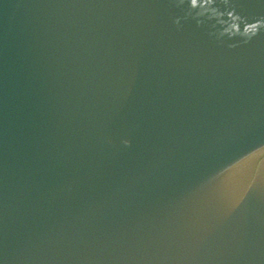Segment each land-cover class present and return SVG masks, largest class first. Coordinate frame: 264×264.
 <instances>
[{"label":"water","instance_id":"95a60500","mask_svg":"<svg viewBox=\"0 0 264 264\" xmlns=\"http://www.w3.org/2000/svg\"><path fill=\"white\" fill-rule=\"evenodd\" d=\"M213 6L0 0V264H264V0Z\"/></svg>","mask_w":264,"mask_h":264},{"label":"clouds","instance_id":"9594fccd","mask_svg":"<svg viewBox=\"0 0 264 264\" xmlns=\"http://www.w3.org/2000/svg\"><path fill=\"white\" fill-rule=\"evenodd\" d=\"M183 2H184V0H181V3H183ZM225 2H227V0H225ZM197 3H198V0H190V9L198 10L196 12L197 16H203L205 14H210L211 17L220 18V17H223L225 15V13L220 12L216 7L213 6L215 3V0H199V7H197ZM226 15H227V17H231L233 15L238 17V15H236L234 13V11H229L226 13ZM260 29H258L256 32H253L251 34H243V33L230 32L227 30V28H224L221 35L227 34L231 37L233 35L240 34V35H243L244 37L251 38V36L256 35L260 31ZM123 143L126 146L130 144V142L128 140L123 141Z\"/></svg>","mask_w":264,"mask_h":264}]
</instances>
